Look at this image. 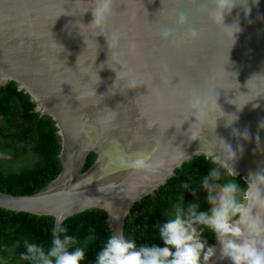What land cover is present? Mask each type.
<instances>
[{
  "label": "water",
  "instance_id": "95a60500",
  "mask_svg": "<svg viewBox=\"0 0 264 264\" xmlns=\"http://www.w3.org/2000/svg\"><path fill=\"white\" fill-rule=\"evenodd\" d=\"M94 2L0 0V86L14 82L28 94L60 140L58 175L33 194L0 190V208L52 216L57 232L66 218L101 209L110 233H119L136 202L202 155L220 110L238 116L230 127L218 118L215 129L233 150L243 146L238 175L245 182L264 169V0H233L224 16L225 27L240 29L233 43L231 29L209 20L211 0H113L100 31L88 26ZM178 12L184 27L176 25ZM164 28L199 35L176 44L175 36L161 37ZM193 94L203 98L199 111L189 108ZM192 125L202 131L194 155L200 142L190 140ZM232 129H247L248 140Z\"/></svg>",
  "mask_w": 264,
  "mask_h": 264
},
{
  "label": "clouds",
  "instance_id": "9594fccd",
  "mask_svg": "<svg viewBox=\"0 0 264 264\" xmlns=\"http://www.w3.org/2000/svg\"><path fill=\"white\" fill-rule=\"evenodd\" d=\"M221 3H231V8L226 6L221 9ZM211 5L208 9L209 20L218 29H231L233 43V33L240 31L239 27L224 26V16L231 11L233 0H211ZM112 13L113 0H95L93 20L88 26H97V31H100ZM175 19L178 27L187 24L183 12H178ZM160 35L165 40L175 36L172 42L181 44L196 39L199 31L189 28L185 33L175 35V29L164 28ZM107 44L109 46V38ZM127 83L130 89L135 87L134 81ZM188 103L190 109L199 111L204 101L202 96L193 94ZM220 112L221 115L214 121L213 137L207 140L201 153L212 167L195 181L180 183L178 199L162 212L165 221L154 226L162 246L156 243L138 244L123 231H113L95 252L91 264H219L225 260L230 264H264V169L249 172L246 187L242 189L239 186L235 164L243 154V146L238 143L233 150L230 143L215 134L218 118H224L225 127H230L238 116ZM194 116L195 124L202 125L203 121L198 120V115ZM193 125L189 129L190 140H198L200 144L192 155L200 152L202 143L201 139L195 138L201 136L202 131L194 132ZM259 127L264 128V121ZM232 136L244 141L249 138L247 129L242 132L232 129ZM189 189L193 197L201 190L206 193L205 200L209 206L206 211L200 210L198 202L185 206L184 193ZM206 232L212 236L214 243H209ZM95 239L90 230L86 242L81 243L75 235L69 234L66 227H62L58 232L53 231L47 247L25 238L19 259L27 264H84L86 245Z\"/></svg>",
  "mask_w": 264,
  "mask_h": 264
},
{
  "label": "trees",
  "instance_id": "16d2710c",
  "mask_svg": "<svg viewBox=\"0 0 264 264\" xmlns=\"http://www.w3.org/2000/svg\"><path fill=\"white\" fill-rule=\"evenodd\" d=\"M1 94L0 114L5 117L1 131H4L11 145L10 148L1 150L9 158L0 159V190L20 195L36 193L60 171V140L57 128L50 117L40 116L34 111L35 102L24 91L17 90L14 82L1 87ZM12 98L15 101L11 104ZM94 159L95 154L89 153L83 170ZM211 167L203 155L193 156L182 163L164 185L133 205L125 219L124 234L135 239L138 244L156 243L162 246L154 227L165 221L162 212L178 199L181 182L195 181ZM236 180L242 189L246 187L240 175ZM205 196L206 193L201 190L193 197L192 190L189 189L184 193L185 206L190 202H198L200 210L206 211L209 206ZM106 218L105 211L89 209L66 218L60 225V228L66 227L69 234L75 235L81 243L86 242L90 230L95 235V241L86 245L84 264H91L95 252L110 234ZM53 225L52 216L17 213L0 208V264H27L19 259V253L23 251L22 241L27 238L47 247ZM205 235L208 236L210 244L214 243L210 234L206 232Z\"/></svg>",
  "mask_w": 264,
  "mask_h": 264
},
{
  "label": "flooded vegetation",
  "instance_id": "af4514ba",
  "mask_svg": "<svg viewBox=\"0 0 264 264\" xmlns=\"http://www.w3.org/2000/svg\"><path fill=\"white\" fill-rule=\"evenodd\" d=\"M7 84H8V83H6V84H4V85H1L0 88L6 86ZM16 87H17V86H16ZM17 90H19V89L17 88ZM1 96H3V94L0 95V98H1ZM9 101H10V100H9ZM9 101H8V102H9ZM14 101H15V98H12V99H11V104H12ZM4 119H5V117H4L2 114H0V159H8V158H9V155L4 154L3 152H1V150H6V149L10 148V145H11V144L8 143V138H7V136L4 134V131H3V132L1 131V130H2V127H3L4 124H5ZM238 176H239V175H238ZM242 181H243V180H242ZM207 209H208V208H207Z\"/></svg>",
  "mask_w": 264,
  "mask_h": 264
}]
</instances>
